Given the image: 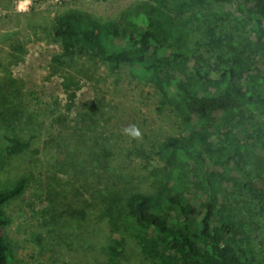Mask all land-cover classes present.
I'll list each match as a JSON object with an SVG mask.
<instances>
[{
    "label": "trees",
    "instance_id": "1",
    "mask_svg": "<svg viewBox=\"0 0 264 264\" xmlns=\"http://www.w3.org/2000/svg\"><path fill=\"white\" fill-rule=\"evenodd\" d=\"M51 25L60 44L53 62L127 66L160 87L178 120L177 133L147 154L162 162L150 172L162 173L151 191L109 186L95 196L110 230L105 250L118 255L130 239L149 264H256L251 230L232 201L248 194V208L252 201L264 206V0H140L109 20L67 9ZM14 82L0 80L9 113L0 112V146L29 161L39 153L37 132L24 138L10 128L20 114ZM28 181L0 190V264H15L6 208Z\"/></svg>",
    "mask_w": 264,
    "mask_h": 264
},
{
    "label": "rangeland",
    "instance_id": "2",
    "mask_svg": "<svg viewBox=\"0 0 264 264\" xmlns=\"http://www.w3.org/2000/svg\"><path fill=\"white\" fill-rule=\"evenodd\" d=\"M138 1L0 0V80L14 79L21 100L10 128L24 138L36 131L39 147L28 161L25 155L6 156L0 146V190L20 177L29 180L6 208L15 264H149L130 239L118 255L105 250L110 230L99 218L103 209L95 196L109 186L123 193L151 191L162 173L150 172L162 162L147 154L177 133L178 120L162 104L160 87L140 81L127 66L110 71L86 58L66 65L52 61L60 51L51 25L57 13L77 9L109 20ZM3 106L0 112L9 118ZM248 198L237 197L232 205L251 230L256 264H264V206L252 201L248 208Z\"/></svg>",
    "mask_w": 264,
    "mask_h": 264
},
{
    "label": "clouds",
    "instance_id": "3",
    "mask_svg": "<svg viewBox=\"0 0 264 264\" xmlns=\"http://www.w3.org/2000/svg\"><path fill=\"white\" fill-rule=\"evenodd\" d=\"M136 135H139V132H137Z\"/></svg>",
    "mask_w": 264,
    "mask_h": 264
}]
</instances>
